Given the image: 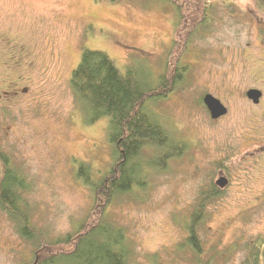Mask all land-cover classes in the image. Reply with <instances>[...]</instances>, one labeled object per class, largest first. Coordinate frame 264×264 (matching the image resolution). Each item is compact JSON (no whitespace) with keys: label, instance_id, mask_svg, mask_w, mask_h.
<instances>
[{"label":"rangeland","instance_id":"obj_1","mask_svg":"<svg viewBox=\"0 0 264 264\" xmlns=\"http://www.w3.org/2000/svg\"><path fill=\"white\" fill-rule=\"evenodd\" d=\"M214 1L212 24L180 55V81L150 103L184 150L109 209L129 234L127 264H246L255 247L264 250V6ZM177 21L169 0H0V150L26 175L33 222L49 236L75 229L93 206L79 161L96 177L114 159L108 116L86 122L70 86L82 50L159 77ZM252 87L259 102L246 94ZM208 92L227 106L218 118L203 102ZM221 176L223 193L200 227L199 262L184 244L186 219ZM34 248L0 207V264H28Z\"/></svg>","mask_w":264,"mask_h":264},{"label":"trees","instance_id":"obj_2","mask_svg":"<svg viewBox=\"0 0 264 264\" xmlns=\"http://www.w3.org/2000/svg\"><path fill=\"white\" fill-rule=\"evenodd\" d=\"M169 1L175 6L178 21L171 58L159 77L132 62L122 71L106 51L95 48H84L72 70L70 86L85 121L94 123L108 116L107 135L114 152L110 167L96 177L88 162L79 161L77 174L90 186L93 206L75 229L49 236L33 222L24 196L29 187L26 175L0 150V207L13 220L17 232L34 244V257L28 264L128 263L129 234L111 215L110 206L124 194L143 189L150 170L165 168L168 159L184 150V143L171 135L150 103L165 97L180 81L185 68L179 64L183 51L214 19V0ZM258 1L264 6V0ZM222 193L215 182L203 187L187 216L184 244L199 262L204 250L200 227L208 217L210 203ZM263 254L261 246L255 247L246 264H264Z\"/></svg>","mask_w":264,"mask_h":264},{"label":"water","instance_id":"obj_3","mask_svg":"<svg viewBox=\"0 0 264 264\" xmlns=\"http://www.w3.org/2000/svg\"><path fill=\"white\" fill-rule=\"evenodd\" d=\"M246 94L253 102H259L262 91L259 88L252 87L247 90ZM202 99L207 106L211 117L218 118L227 112V106L212 93H205ZM216 183L220 187H223L227 183V179L224 176H221L216 180Z\"/></svg>","mask_w":264,"mask_h":264}]
</instances>
